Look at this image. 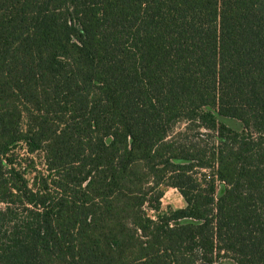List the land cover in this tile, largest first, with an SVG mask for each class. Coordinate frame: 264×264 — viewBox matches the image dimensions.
Instances as JSON below:
<instances>
[{"label":"trees","instance_id":"obj_1","mask_svg":"<svg viewBox=\"0 0 264 264\" xmlns=\"http://www.w3.org/2000/svg\"><path fill=\"white\" fill-rule=\"evenodd\" d=\"M221 259L264 264V0H0V264Z\"/></svg>","mask_w":264,"mask_h":264},{"label":"rangeland","instance_id":"obj_2","mask_svg":"<svg viewBox=\"0 0 264 264\" xmlns=\"http://www.w3.org/2000/svg\"><path fill=\"white\" fill-rule=\"evenodd\" d=\"M184 125H179L177 127V129L180 130V128L182 129ZM238 124H237V129L238 128ZM222 185V183H217L218 188ZM185 206V202L182 198V196L180 195V193L174 189V188H168L166 189L165 195L162 199V207L163 208H168V207H172L174 209L176 208H181ZM215 264H233V262L230 259H221L219 261H217Z\"/></svg>","mask_w":264,"mask_h":264}]
</instances>
